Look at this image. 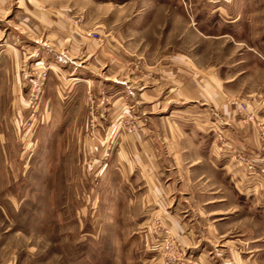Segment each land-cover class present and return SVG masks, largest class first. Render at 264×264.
<instances>
[{"label":"rangeland","instance_id":"obj_1","mask_svg":"<svg viewBox=\"0 0 264 264\" xmlns=\"http://www.w3.org/2000/svg\"><path fill=\"white\" fill-rule=\"evenodd\" d=\"M158 1L0 0V264H264V0ZM139 12L128 61L188 58L187 115L141 108Z\"/></svg>","mask_w":264,"mask_h":264},{"label":"crops","instance_id":"obj_2","mask_svg":"<svg viewBox=\"0 0 264 264\" xmlns=\"http://www.w3.org/2000/svg\"><path fill=\"white\" fill-rule=\"evenodd\" d=\"M181 1L183 3L184 0H159L158 2L160 10L157 12H161V14L163 15L169 13V11H163V8H170L171 10L177 12L179 11ZM210 2L211 0H204L203 5L207 7L208 3ZM197 13L198 14L194 12V16L199 15L201 13V16H197L198 19H210L212 15L211 11H209L208 8H203V10L198 11ZM141 17L142 16L140 15V12L136 14V17L134 18L137 19L132 22V24L126 29L125 44L127 45H124L125 48H123L124 56H126V53L128 54L129 51H133V48H131V46L135 42V37L141 35L144 31V28H146L144 27L145 23L140 20ZM218 17H220V15H218ZM196 23L198 24V22ZM206 28L209 29V27L207 26ZM197 33L202 37L206 34H210V31L202 29L201 31L198 30ZM177 56L178 54L161 57L160 59H157L154 62H152L146 56L137 57L138 59L135 62H129L127 56L125 57L127 58L125 64L128 71L132 70L131 68H129L132 64L135 65L138 63V65L141 67L140 74H142V76L140 80L143 81L144 85L140 89L139 98H141L143 102L141 108L146 109L147 112L144 113H147V116H155L162 114L167 116H172L175 114L187 115L192 112L193 108L190 107L189 104L193 103V101H195L196 99L195 97H197L195 92L194 75L191 73V69L189 68V59L185 57V59H179V57ZM112 70L113 69L111 68L108 69V71H110L109 76H112ZM145 73H151L153 75L148 76L145 75ZM123 78L125 79L126 76ZM214 83L217 82L214 80ZM212 100L214 101L216 107L222 106L226 103L225 96L224 94L221 95V93H218V95L213 96ZM219 114L224 116L225 120L222 118L221 119L223 120L224 125L232 131V135L235 136V140L240 143H242L243 141L244 144L241 145L255 150V147H253L254 139L252 140L251 136H249V139L245 131L240 130V133H238L239 124L233 120V116L229 117V121H227L226 118L231 115L230 113L225 114L220 109ZM171 140H173V138H171ZM160 142L161 145H158V141L156 140L155 143L151 141L150 145L146 143V150H148V154H145L143 156L145 158L144 161L149 164L153 163L154 165H158V167L155 166V172H149L150 177H153L156 180L157 178H164V180H166L167 182H171L172 179H175L177 177V170L175 169L176 171L173 173L172 171H163L161 163L165 164L166 162H176L178 160L176 158L175 161H167L166 159H174V157H167V154L165 153L166 150L164 151L163 149H167V145H169L167 144L168 142ZM145 178H148V176H145ZM157 191V189L154 190V192ZM173 211L175 212V210Z\"/></svg>","mask_w":264,"mask_h":264},{"label":"built area","instance_id":"obj_3","mask_svg":"<svg viewBox=\"0 0 264 264\" xmlns=\"http://www.w3.org/2000/svg\"><path fill=\"white\" fill-rule=\"evenodd\" d=\"M88 37H90L91 39H97V34H88Z\"/></svg>","mask_w":264,"mask_h":264}]
</instances>
